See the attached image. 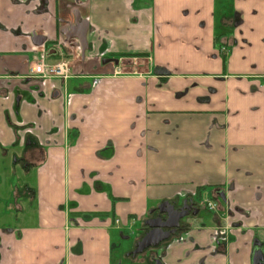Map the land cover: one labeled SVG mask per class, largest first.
Listing matches in <instances>:
<instances>
[{"label": "crops", "instance_id": "crops-1", "mask_svg": "<svg viewBox=\"0 0 264 264\" xmlns=\"http://www.w3.org/2000/svg\"><path fill=\"white\" fill-rule=\"evenodd\" d=\"M47 1L0 0V264L135 260L167 199L199 210L142 264H264V0ZM40 53L65 83L28 77Z\"/></svg>", "mask_w": 264, "mask_h": 264}, {"label": "water", "instance_id": "water-1", "mask_svg": "<svg viewBox=\"0 0 264 264\" xmlns=\"http://www.w3.org/2000/svg\"><path fill=\"white\" fill-rule=\"evenodd\" d=\"M33 40L36 43H41L42 38L39 35H34ZM103 63L115 62L116 59H102ZM193 204V203H192ZM192 204H187L184 201L183 206L180 208L174 207V200L167 199L163 200L158 206L157 214L145 222V232L144 235L134 244V249L127 253L135 257L136 254L143 252L147 247L156 245L159 241L169 238L171 235V230L173 227L178 225V220L181 215L188 213L191 209ZM198 211L197 207H194L192 213L195 214ZM163 215V216H162ZM156 264H160L159 260H155ZM263 253L260 249H256L253 253V264H262Z\"/></svg>", "mask_w": 264, "mask_h": 264}, {"label": "rangeland", "instance_id": "rangeland-1", "mask_svg": "<svg viewBox=\"0 0 264 264\" xmlns=\"http://www.w3.org/2000/svg\"><path fill=\"white\" fill-rule=\"evenodd\" d=\"M72 2H76V0L75 1L69 0L68 6H66L67 7L66 9L71 10V6L73 5ZM34 3H36V2H34ZM76 6H77V4H76ZM25 69H26V74H27L28 68H25ZM25 69L22 70L23 74L25 73L24 72ZM70 76H71V74H70ZM20 77H23V76H20ZM28 77L35 78V79H37L39 81H47L45 79L39 78L40 76H28ZM51 80H58L60 82V79L57 78V77L56 78H51ZM18 130H20V129H18ZM4 135H5V133H3L2 140L5 141L6 137H4ZM21 136H22V134H21ZM17 149L18 148L15 146L14 150H17ZM3 152H6V151L0 148V155ZM9 157L12 158L11 153H9ZM0 158H1V156H0ZM0 160H2V159H0ZM19 160H23L22 162H24V165H26V166L28 165V168H29V166L32 167L31 163H26L27 160H25L24 158H20ZM21 165H22V163H21ZM19 169L20 170H18V174H19L20 177H22V175H24V172H26V170H24V172L22 173L23 170L21 169V167H19ZM6 172H7V170L5 169V167L4 166H0V226H2V225H6L7 226V225H12L13 224V219L11 218V214H10V213H13V210L11 209L10 210L11 212H10L9 208L11 206L10 202L13 203L14 198L12 197V199H11V197H8L9 196L8 195V191H9L8 190L9 189L8 188V186H9V183H8L9 173H6ZM16 181H17V179L15 177H13L11 179V184H15ZM23 186L20 187L21 190H23ZM19 193H20V191H17V198H18ZM9 194H10V192H9ZM1 243H4V242L2 241V236L0 234V248L2 247ZM150 250H153V249L151 247L148 248L144 253L139 254L135 260L128 259L127 257H125V254L121 253L118 256L119 261H118V263L116 262V264H119L120 261H121L122 264H142V258H143L142 255H144L145 253H148ZM1 253L3 254L4 252L0 251V261H1Z\"/></svg>", "mask_w": 264, "mask_h": 264}, {"label": "flooded vegetation", "instance_id": "flooded-vegetation-1", "mask_svg": "<svg viewBox=\"0 0 264 264\" xmlns=\"http://www.w3.org/2000/svg\"><path fill=\"white\" fill-rule=\"evenodd\" d=\"M36 1H38V5H34L33 6V8H32V10L33 11H35V9H37V11H35V12H46L47 14H49L48 13V11H49V8H51V5H49L48 4V1L47 0H45V2H43L42 0L40 1V0H36ZM40 1V2H39ZM32 3V2H31ZM31 3L26 7V11L27 10H29L30 9V5H31ZM34 3V2H33ZM34 35H39L43 40H42V42L41 43H36L34 40H33V36ZM28 37L29 38H31V41H32V43H31V45H30V47H31V49L32 50H36V48L37 47H39L40 45H44L45 44V42H46V35H43L42 33H37L35 30H31V32L28 34ZM42 56H44L42 53H40V55H39V57L35 60V61H37L38 59H40ZM34 61V62H35ZM28 63H27V66H29V64H31L32 62H31V60L29 61H27ZM184 201H186V203L187 204H192L193 202L191 201V200H184ZM184 201H182V203L180 204V205H176L175 204V200H174V207L175 208H180V207H182L183 206V203H184ZM217 206H218V204H215V207L214 208H209L207 205L205 206L206 208H208V209H210V210H216V208H217ZM194 207H197L196 206V204L195 203H193L192 204V206H191V209L190 210H188V213L187 214H185V215H181V217L179 218V220H178V225L176 226V227H173L172 228V230H171V235L169 236V238H167V239H165V240H161V241H159L156 245H153V246H150L152 249L154 248V247H156V246H158L160 243H166V242H168V241H170L171 240V242H179V241H182V240H184L185 239V237H187L188 236V232H189V230L188 229H184L182 232H180L179 234H177L176 235V232L177 231H179L181 228H183V225L181 224V220L183 219V218H185L187 215H190V214H193L192 213V210L194 209ZM198 208V207H197ZM218 210L219 209H221V207H218L217 208ZM199 210V209H198ZM155 211H157V209H155ZM158 212V211H157ZM157 212H156V214H157ZM156 214L154 215V216H152V217H155L156 216ZM163 216V215H162ZM152 217H148L147 219H150V218H152ZM144 232H145V230H144ZM175 234V235H174ZM144 235V233H142V236ZM141 236V237H142ZM140 237V238H141ZM139 238V239H140ZM138 239V240H139ZM137 240V241H138ZM136 241V242H137ZM135 242V243H136ZM150 247H147L143 252H141V253H144L148 248H150ZM134 249V248H133ZM132 249V250H133ZM141 253H138V254H136L135 256H138L139 254H141ZM254 253V252H253ZM131 256V255H130ZM159 260V259H158ZM159 262H160V264H161V261L159 260Z\"/></svg>", "mask_w": 264, "mask_h": 264}, {"label": "built area", "instance_id": "built-area-1", "mask_svg": "<svg viewBox=\"0 0 264 264\" xmlns=\"http://www.w3.org/2000/svg\"><path fill=\"white\" fill-rule=\"evenodd\" d=\"M71 70L67 60L60 59L52 64L46 63L44 56L37 61L29 64L27 75L28 76H40L39 78L45 80H51V78H59L61 82L65 83L66 79L70 77ZM70 101L67 96L66 103ZM209 208H214L215 203L207 202Z\"/></svg>", "mask_w": 264, "mask_h": 264}]
</instances>
